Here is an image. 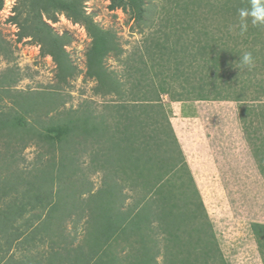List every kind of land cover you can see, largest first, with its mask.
<instances>
[{
  "label": "rangeland",
  "instance_id": "1",
  "mask_svg": "<svg viewBox=\"0 0 264 264\" xmlns=\"http://www.w3.org/2000/svg\"><path fill=\"white\" fill-rule=\"evenodd\" d=\"M144 2L137 21L85 0L93 47L60 14H43L40 42L20 38L29 6L3 0L0 211L21 217L18 239L0 236V264H71L79 246L102 264L105 244L85 221L96 205L102 227V206L117 203L110 250L123 264H264V25L249 18L242 32L251 0ZM52 39L59 66L42 53ZM157 199L181 214L175 224L152 222ZM199 200L191 219L186 204Z\"/></svg>",
  "mask_w": 264,
  "mask_h": 264
},
{
  "label": "trees",
  "instance_id": "2",
  "mask_svg": "<svg viewBox=\"0 0 264 264\" xmlns=\"http://www.w3.org/2000/svg\"><path fill=\"white\" fill-rule=\"evenodd\" d=\"M108 1H109V4L107 7L109 10L120 9L125 13L128 12L133 17V20H137V21L143 20V16L146 13V9L144 8L145 6L144 0H108ZM26 2H27V5L29 6V12L33 16L32 19H33L34 25L32 28H25V25H23L20 38L23 36L29 35V36L37 37V40L39 42L41 41L40 32L43 31L44 28L49 29L46 23L42 19L43 14L45 15V17L48 18V20H51L53 22L56 20L57 14L63 15L68 20H71L74 23L84 24L86 27V31L89 33L91 32V27H90L91 20H89V18L86 16L85 11H84V6H83V3L85 2V0H43V1L42 0H26ZM2 6H3V0H0V9L2 8ZM15 19H17V15L13 17V20ZM90 34H91L90 38L92 39L93 47H95L96 46L95 44H97L98 40L95 35H93L92 33ZM42 53L50 56L51 59L54 62H56L59 66L60 58L62 54H64L65 52L62 46L58 45L57 40L52 39L48 43V46L45 48V50H42ZM186 173H188V171H186ZM186 180H188V182H192L191 176L188 175ZM105 187L108 192L109 189L113 188V185L106 182ZM191 191H190L191 199L197 200L198 196H197L196 190L195 192L194 190H191ZM105 192L106 191H104V188H103L102 195ZM93 197L94 195L90 196V199L96 200L97 196L95 195V197L94 198ZM157 201H159V203L156 206H154L155 210L152 214V218H153L152 222L157 221L160 224L164 223L165 226L168 224H175V222L179 219L181 214L176 213L173 215V218H172V216H170L169 212L166 210V203L161 202L160 199H157ZM190 205L191 204H188V205L186 204V206L188 207L187 215H189L191 219L197 218L196 213L197 214L200 213L201 206H202L200 200L198 204L194 205L193 203V205L195 206L193 209L191 208ZM94 207L95 209L94 208L92 209V214L87 215L88 219L85 221V225L89 224V226L91 227L95 226L97 228L100 226L99 224H97L95 215L93 214L96 212L97 206L95 205ZM17 209L18 207L16 206L14 208L9 207L8 209L0 211V236L3 235V233L6 234L7 236L10 234L11 238L13 237V239H18V236L15 235L17 233V229L13 227V223H15L21 217V214L20 212L17 211ZM116 211L117 212L122 211L119 203L115 205V211L113 207L104 208L102 206V227H100L102 228V231L101 229H96V228L92 230L93 233H95L96 235L95 238L98 240L99 238L102 237V241L105 244L104 245L105 249L102 250V264H111V259L109 258V256L113 254V251L111 250L114 248L113 244L116 242L117 237L119 236V233L122 231L120 228L114 225L115 222H119ZM108 213H110L111 215L108 216ZM187 215H184V214L182 215L184 217V220H186ZM129 223H126V224L129 225ZM114 227H117V228H114ZM83 228L85 227L83 226ZM8 231H9V234H8ZM79 247L77 248L78 250H74V252H76V255L74 257V262L71 264H90L93 257H95V253L97 252L93 250L92 251V253L94 252L93 255H91L92 253L89 254V256L84 255L82 254L83 252L81 251ZM122 252L123 250H120L115 253V256L112 255L113 257L112 262L123 264V262L126 259H118L116 257L117 255H121ZM152 258H154V255L152 256ZM209 259L213 260L211 258ZM76 260H77V263H76ZM57 261H58V264L64 263L61 257H57ZM181 261H182L181 259L178 260V258H175L173 263L176 264L178 262L180 264H183V262ZM151 263L155 264V262H151ZM194 264H198L197 261H195Z\"/></svg>",
  "mask_w": 264,
  "mask_h": 264
},
{
  "label": "clouds",
  "instance_id": "3",
  "mask_svg": "<svg viewBox=\"0 0 264 264\" xmlns=\"http://www.w3.org/2000/svg\"><path fill=\"white\" fill-rule=\"evenodd\" d=\"M239 17L241 21V30L246 31L248 19L251 18L253 25H264V0H251L250 9H240ZM242 65L251 69L254 67V58L250 52L242 56Z\"/></svg>",
  "mask_w": 264,
  "mask_h": 264
}]
</instances>
